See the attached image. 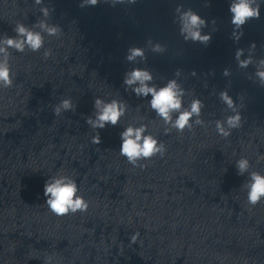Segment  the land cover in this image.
<instances>
[{
  "label": "clouds",
  "instance_id": "clouds-1",
  "mask_svg": "<svg viewBox=\"0 0 264 264\" xmlns=\"http://www.w3.org/2000/svg\"><path fill=\"white\" fill-rule=\"evenodd\" d=\"M110 2L111 5L116 4L136 3V0H105ZM36 4H40L41 0H35ZM100 3V0H81L79 7L85 8L87 6H96ZM43 14L48 16L49 10L47 8L42 9ZM179 11V9H177ZM229 11L231 13V23L235 26V29H242V26L246 24L249 19L259 18L260 16V3L258 0H231L229 5ZM182 27L181 33H187L184 37L185 40L191 39L193 42H200L207 46L211 42V37L208 35H201L199 31L200 27L204 24V20L199 15L189 10L184 12L180 17ZM39 27L44 30L50 37H60L62 35V29L58 25H48L41 22ZM14 31L17 37H6L0 46V88L8 89L14 86V73L12 72L10 57L11 53L9 49H14L17 52L24 53L25 49L31 52H39L44 47V37L40 32H34L26 27L22 23H18ZM236 39H239L240 35H243L241 31L239 35L233 33ZM150 43V41H149ZM154 51H160V47L157 45ZM130 54L127 56L128 60H134L136 57H142L143 51L139 47L129 49ZM51 48H45L43 52V58L47 60L52 57ZM241 55L240 51H237L236 58L239 60ZM251 61H240L241 67H247ZM264 64V60L260 61ZM178 74V73H177ZM227 74V73H225ZM260 78L261 85L264 86V71L257 72ZM151 76L147 71L134 70L128 74L124 83L132 85L139 82L140 87L134 91L137 95L147 96L151 94L152 99L150 101L151 107L157 112L159 116L164 118L165 122L171 121L170 112L173 110L179 111L181 109L180 93L177 91V84L175 81H170L165 87L158 91L149 87L145 82L151 80ZM220 99L227 104L229 108H233V101L227 93H221ZM203 102L199 99L193 100L190 110L180 112L179 116L175 120L173 127L179 132L187 128L191 131L192 124L190 123L193 115L199 116ZM95 107L98 111L95 114V119L88 117L86 123L93 129H103L108 124L115 126L119 118L124 114V107L117 101L111 103H104L100 99L95 100ZM75 104L71 97L63 98L60 102L53 106V114L60 116L64 112H75ZM197 123H202L197 121ZM224 123L227 124V129L224 127ZM242 126V116L239 112H235L234 115L227 117L225 122L217 121L215 128L217 134L223 138H227L231 135L233 129H238ZM145 129L128 127L121 133L122 144L119 149L121 156L125 157L127 161L134 167L143 168L145 165L138 164L139 160H149L152 157L159 155L161 158L165 155V146L152 136H143ZM93 144L99 145L101 138L99 133L91 137ZM249 167V162L246 158H241L237 161L238 174H243ZM247 203L251 206H256L264 199V175L259 172H252L250 174L249 182L246 185ZM44 196L46 200L44 202L47 205L49 211L58 217H62L68 214H76L77 212L85 213L89 208V202L79 194V187L76 180L68 175H57L50 177L44 185ZM140 233L137 231L130 238L131 243H136ZM142 243V241H141ZM54 256L46 255L44 264H53Z\"/></svg>",
  "mask_w": 264,
  "mask_h": 264
}]
</instances>
